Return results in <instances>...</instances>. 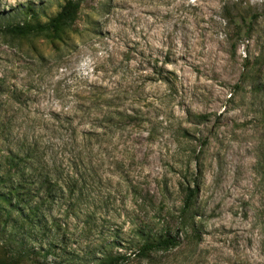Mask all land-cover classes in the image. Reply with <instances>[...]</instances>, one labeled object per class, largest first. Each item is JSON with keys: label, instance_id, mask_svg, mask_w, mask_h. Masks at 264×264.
I'll return each instance as SVG.
<instances>
[{"label": "rangeland", "instance_id": "rangeland-1", "mask_svg": "<svg viewBox=\"0 0 264 264\" xmlns=\"http://www.w3.org/2000/svg\"><path fill=\"white\" fill-rule=\"evenodd\" d=\"M68 1L0 0V264H264V0H72L8 33Z\"/></svg>", "mask_w": 264, "mask_h": 264}, {"label": "trees", "instance_id": "trees-1", "mask_svg": "<svg viewBox=\"0 0 264 264\" xmlns=\"http://www.w3.org/2000/svg\"><path fill=\"white\" fill-rule=\"evenodd\" d=\"M79 2H74L69 0L60 10V12L54 17L48 24L32 26L28 22L20 23L14 26H9L7 28L8 33L15 36H27L31 34L43 33L48 30L52 31H60L63 27L70 24L74 18L76 17L79 10ZM23 153V154H22ZM33 151H25L19 153H12L7 157L6 166L8 167V172L11 173L14 170V174L18 172L20 164L24 161L32 158ZM23 156V158H22ZM9 180L11 178H8ZM7 182L2 178L0 179V189L3 185V188L6 189L5 185ZM8 193L6 194L8 199L4 198L2 202L6 206L5 210L9 211L8 214L11 216V211H20L19 208L23 204L22 199L20 198V193L22 191L21 185H14L7 187ZM200 194V185H196L193 188L188 187L186 189V195L184 198L181 214H180V226L181 229H186L190 223L194 221V208L197 202V199ZM9 216V217H10ZM180 245V241L177 236L175 237H165L162 238L157 243L148 242L144 244L139 250V254L146 255L147 253L159 250V249H170L176 248ZM126 260L125 255H117V256H108L106 257L101 264H120L121 261Z\"/></svg>", "mask_w": 264, "mask_h": 264}]
</instances>
